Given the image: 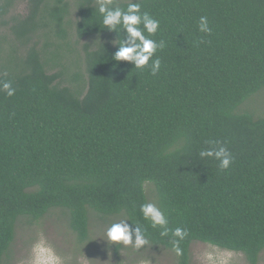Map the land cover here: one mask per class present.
I'll return each mask as SVG.
<instances>
[{
	"label": "trees",
	"instance_id": "trees-1",
	"mask_svg": "<svg viewBox=\"0 0 264 264\" xmlns=\"http://www.w3.org/2000/svg\"><path fill=\"white\" fill-rule=\"evenodd\" d=\"M11 1L1 0L0 16ZM129 2L113 7L126 10ZM131 2L160 22L156 34L144 32L165 44L152 58L161 61L155 76L152 60L136 68L113 59L127 36L119 26L104 28L96 0H76V37H105L95 48L83 45L85 89L75 72L72 85H61L62 72L49 71L35 40L53 30L65 38L66 0H27L26 15L10 26L22 52L11 46L0 73L15 88L11 97L0 90V264H8L20 219L39 221L55 210L79 243L95 215L119 217L139 225L148 244L174 253L177 264H190L194 242L260 264L264 109L251 111L248 100L264 94V0ZM202 16L208 34L199 31ZM221 145L233 158L227 170L199 156ZM146 184L167 236L140 210ZM178 227L188 232L180 256L172 249Z\"/></svg>",
	"mask_w": 264,
	"mask_h": 264
},
{
	"label": "rangeland",
	"instance_id": "rangeland-1",
	"mask_svg": "<svg viewBox=\"0 0 264 264\" xmlns=\"http://www.w3.org/2000/svg\"><path fill=\"white\" fill-rule=\"evenodd\" d=\"M69 12L64 28L66 36L63 39L53 30L48 36L39 35L35 38L44 59L49 62L50 72H62L61 85H72L74 72L80 76L82 89L87 87L85 70V49L95 48L102 35H92L78 39L75 34V22L78 19L76 0H66ZM1 2V0H0ZM27 13V0H12L9 10L0 16L5 25H0V73L11 46L17 47V53L22 50L16 43L10 26L16 17ZM7 66V64H5ZM251 111L260 112L264 109V94L256 93L248 101ZM247 101V100H246ZM247 101V102H248ZM252 105V106H251ZM261 107V108H260ZM153 185L146 184L148 203L157 208V198ZM104 220L95 215L91 219L89 238L79 243L74 233L68 227L65 215L60 210L49 212L39 221L28 222L20 219L16 226V236L8 264H177L174 253L164 248L147 244L136 250L131 245L125 247L109 245L106 240V230L122 218L110 217ZM260 264H264V251L260 255ZM190 264H247L243 254L220 249L209 244L194 242L190 247Z\"/></svg>",
	"mask_w": 264,
	"mask_h": 264
},
{
	"label": "clouds",
	"instance_id": "clouds-1",
	"mask_svg": "<svg viewBox=\"0 0 264 264\" xmlns=\"http://www.w3.org/2000/svg\"><path fill=\"white\" fill-rule=\"evenodd\" d=\"M98 5V12L102 16V23L104 28L109 31L117 32L119 26L120 30L126 33L127 40H121L118 45V50L115 52L113 59L115 61H127L134 65L136 68H144L150 65L151 74L155 76L161 67L159 58L152 59L158 49H162L165 44L164 41H155L145 36L146 31L149 36L157 33L159 29V20L154 19L148 12L141 13V5L136 2H130L126 10L119 7H113L114 0H96ZM143 26V30L140 26ZM199 31L205 34L211 32L209 27L208 18L202 16L198 25ZM0 90L7 96L11 97L15 93V88L12 87L10 81L0 82ZM214 143V142H209ZM201 158H213L219 161V168L227 170L232 163L231 153L224 146L210 147L207 150L199 153ZM141 212L143 217L150 221L153 228L160 227L162 229L161 235L167 236L168 229L167 219L164 214L151 203L141 205ZM106 242L109 245H131L134 249L138 250L148 244L143 229L136 224L135 227L125 223L124 220L112 223L106 230ZM174 239L172 242V249L177 256L181 255V248L179 244L183 241L188 232L185 229L176 228L172 233ZM134 237V239H133Z\"/></svg>",
	"mask_w": 264,
	"mask_h": 264
}]
</instances>
